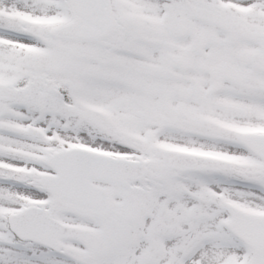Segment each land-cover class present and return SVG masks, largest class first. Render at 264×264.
I'll return each instance as SVG.
<instances>
[{
    "label": "snow or ice",
    "instance_id": "1",
    "mask_svg": "<svg viewBox=\"0 0 264 264\" xmlns=\"http://www.w3.org/2000/svg\"><path fill=\"white\" fill-rule=\"evenodd\" d=\"M0 264H264V0H0Z\"/></svg>",
    "mask_w": 264,
    "mask_h": 264
}]
</instances>
